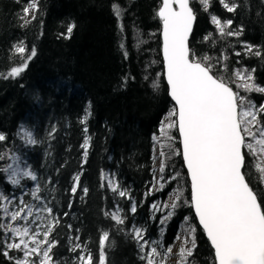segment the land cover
Returning <instances> with one entry per match:
<instances>
[{
	"label": "trees",
	"instance_id": "1",
	"mask_svg": "<svg viewBox=\"0 0 264 264\" xmlns=\"http://www.w3.org/2000/svg\"><path fill=\"white\" fill-rule=\"evenodd\" d=\"M29 2L0 0V134L6 137L0 141V153L22 157L37 175L40 195L59 220L51 234V240L57 242L54 259L59 264H80L78 257L90 252L97 261L99 239L106 231L110 234L106 264H146L140 257L149 249L140 250L133 227L143 229L149 242L174 247L188 218L196 227L190 264H216L214 251L189 206L190 181L181 154L166 160L162 174L149 164L150 152L156 147L160 151L165 143L160 125L174 106L164 80L162 21L157 15L162 0H39L36 18H26L30 22L25 24L20 17ZM190 2L197 17L190 40L192 51L198 58L210 57L215 75L240 96L257 107L264 104V93L246 92L238 87L242 81L234 75L247 69L255 84L264 87V56L244 52L245 45H253L264 53V0H229L238 5L232 13L219 0H211L208 11L199 0ZM114 4L121 10L119 18ZM212 15L232 20L231 30H242L241 35L222 37L211 22ZM73 23L76 27L67 38L66 28ZM205 36L209 38L205 40ZM21 42L26 48L23 56L14 49ZM32 48L36 56L28 61L27 69L18 77L4 78L13 67L22 65ZM237 52L241 55H235ZM154 82L158 88L153 87ZM86 109L91 115L81 123ZM24 123L33 127L37 143L27 144L20 137ZM170 135L175 138L173 147L181 152L177 130ZM85 137H90L86 157L81 147ZM247 159V179L264 201V184L251 166L253 158ZM9 163V158L0 160V169ZM107 173L126 196L112 191ZM76 175L80 181L73 194ZM161 175L163 190L156 186V177ZM84 188L88 189L86 195ZM177 190L181 195L178 206L161 223L168 212L154 210L152 205H163ZM16 191L0 172V192L10 198ZM117 211L124 216L123 224L112 219ZM5 238L0 230V241ZM76 244L81 247L71 251ZM2 250L0 244V264H14L3 257ZM9 254L16 258V252Z\"/></svg>",
	"mask_w": 264,
	"mask_h": 264
},
{
	"label": "snow or ice",
	"instance_id": "2",
	"mask_svg": "<svg viewBox=\"0 0 264 264\" xmlns=\"http://www.w3.org/2000/svg\"><path fill=\"white\" fill-rule=\"evenodd\" d=\"M199 3L205 11H208L211 0H199ZM219 3L229 13L235 12L238 7L229 0H219ZM38 10L39 0H30L23 7V15L20 18L27 24L30 21L26 18ZM113 11L118 18L121 16L118 5H113ZM157 15L162 21L163 28L162 51L168 94L174 101V106L166 120H162L160 125V136L164 138L165 143L160 145L159 155L162 159L159 171L161 174L165 171L166 160L172 155L182 154L191 181L189 206L194 209L199 226L211 243L216 264H264V201L258 198L256 190L247 179L249 174L247 158L251 156L253 158L251 166L258 173L259 182L264 184V119H262L264 104L257 107L246 97L233 91L223 78L215 75L210 57L198 58L192 51L189 37L196 15L190 6V0H162ZM35 18V15H32V19ZM211 22L222 37L241 35L242 30H231L233 22L230 19L222 21L212 15ZM75 27L74 23L67 26V38L71 37ZM121 30H123L122 25ZM208 38L205 36V40ZM120 46L124 47L123 44ZM14 49L22 56L26 52L23 42L14 46ZM244 52L247 55L264 56V53L253 45H245ZM124 55L127 57V52ZM235 55L240 56L241 53L237 52ZM35 56L36 50L32 48L22 65L13 67L4 78L20 76L27 69L28 61ZM234 75L242 81L238 87H242L246 92L264 93V87L255 84L254 77L247 69L237 70ZM153 87L158 88L159 85L154 82ZM85 111L87 114L81 123L91 115L88 109ZM173 129L179 132L182 153L173 147L172 142L175 138L170 135ZM22 131L27 144L37 143L30 131L26 129ZM84 131L87 132V127ZM5 140L6 137L0 134V141ZM153 140L159 142V137L153 136ZM89 141L90 137H85L81 145L85 157ZM6 158L11 159L13 163L7 164L0 169V172L7 175L8 181L13 186L20 187L24 178L37 181V175L27 165L24 168L20 167L19 157L15 155L8 157L7 153H0V160ZM73 179L74 185L71 191L75 194L79 187L80 175H76ZM163 182L164 177L161 175L157 181L160 190L164 188ZM109 184L113 192L118 191V185L112 184L111 181ZM40 192L41 187L37 184L34 190L26 194L41 201ZM83 192L86 195L88 189L84 188ZM118 195L124 197L127 193L118 191ZM18 199L20 206H17V210L9 212V204L12 201L0 192V208L5 217L12 222L27 220L33 215V208L36 207L29 205L23 196ZM172 199L171 205L153 204L152 208L159 211L161 207H170L174 211L181 199L179 190L173 194ZM42 210L50 216L53 213V209L47 204H44ZM131 210L133 213L136 211L135 204ZM173 211H169L161 223L166 222L173 215ZM112 219L117 224L124 223L118 214H112ZM185 223L183 242L175 253L177 257L175 264H190L189 257L196 248V227L188 222V218H185ZM57 224L59 220L53 217L43 231L42 238H38L39 231L29 226L0 223V230H3L8 237L7 240L0 241L3 245V257L14 261V264H36V261L30 259L33 256L39 258L38 264H59L54 259L53 253L57 242L51 240V234ZM8 233L12 235L9 237ZM133 233L140 250L144 252L146 247L149 249L140 257L141 260L146 261V264H168L169 258L173 255L172 246L164 248L160 241L149 242L144 239L143 229L133 227ZM108 239L109 233L104 232L99 239L100 251L97 261L94 262V257L89 252L86 256L78 257L80 264H106L105 246ZM177 239L180 237L178 236ZM80 247L76 244L71 251L75 252ZM12 250L22 252L23 256L21 258L10 256Z\"/></svg>",
	"mask_w": 264,
	"mask_h": 264
},
{
	"label": "rangeland",
	"instance_id": "3",
	"mask_svg": "<svg viewBox=\"0 0 264 264\" xmlns=\"http://www.w3.org/2000/svg\"><path fill=\"white\" fill-rule=\"evenodd\" d=\"M33 93L34 92H30L29 94L32 95ZM22 129H26L28 131H30V130L27 128V126H23L21 128L19 135L23 140H25ZM33 138H34V136H33ZM158 154H159V151H158V148L156 147V150H155L156 157L159 156ZM17 157L20 158L19 162H20L21 168H24L26 165H27V167H29L28 163L22 157H20L18 155H17ZM12 163H13V161H12ZM30 170H31V168H30ZM157 178H158V176H157ZM29 181L32 183L31 185L28 184ZM37 184L40 185L38 179H37V181H32L31 179L24 178L21 180V186L16 187V189H17L16 193L12 197L9 198L12 201L11 204H9V212L17 210V206H20V202H19L18 198L23 196V199L26 202H28L29 205H35L36 206L35 208H33V215L28 217L27 220H19L17 222H12V221H10L9 218L5 217V214H4V222L3 223L4 224L12 223L13 226H29L33 230H38L40 233V236L38 238H42L43 231L47 227L48 223L53 220L54 216L53 215L50 216L47 212L42 210L44 204H47L49 206L46 198H44L42 201L39 202V201L33 199V197L30 194H26V193H30L32 190H34ZM156 186H157V184H156ZM40 187H41V185H40ZM13 197H15L16 199H13ZM171 200H173V199L168 198L167 202H170ZM4 203H7V202H4ZM160 209L163 212L165 208L161 207ZM37 217H39V219ZM183 234H184V230H182L181 235L179 236L180 239H178V242L173 247V255L169 258L168 264H175L176 259H177L175 253L178 251V249L182 245ZM11 235H12L11 233H8L9 237ZM7 239H8V237L5 238V240H7ZM8 242H12V241L8 240ZM30 246H32V245L30 244ZM188 246L190 247L191 245L189 244ZM45 247H46V245H45ZM12 251L16 252V258H21L23 256L22 252H19L16 250H12ZM30 259L36 261V264H38V262H39L38 257L33 256V257H30Z\"/></svg>",
	"mask_w": 264,
	"mask_h": 264
},
{
	"label": "bare ground",
	"instance_id": "4",
	"mask_svg": "<svg viewBox=\"0 0 264 264\" xmlns=\"http://www.w3.org/2000/svg\"><path fill=\"white\" fill-rule=\"evenodd\" d=\"M36 14V12H34V13H32V14H30L27 18H28V20H31L32 19V15H35ZM23 126H27V128L31 131V133L33 134V132H32V129H33V127H31V124L30 123H24L22 126H21V128L23 127ZM21 130V129H20ZM19 133H20V131H19ZM33 136H34V134H33ZM158 148V147H157ZM156 150V149H155ZM155 150H154V152L152 151V152H150V156H149V164L150 165H152V166H155V167H157L158 169L160 168V163H161V157H160V155L159 156H157L156 157V155H155ZM158 151H159V149H158ZM160 152V151H159ZM181 158H182V154H181ZM182 162H183V159H182ZM183 166H184V163H183ZM184 169H185V167H184ZM185 171H186V169H185ZM187 172V171H186ZM158 174H159V172H158ZM188 175V174H187ZM106 176L108 177V183H109V181L111 180V178H110V175L107 173L106 174ZM157 178V177H156ZM159 180V177L156 179V184H157V181ZM114 181H115V185H118L117 184V180H115L114 179ZM32 184V183H31ZM30 184V185H31ZM190 192H191V190H190ZM39 195H40V193H39ZM41 196V195H40ZM169 197H171V199H172V196H173V192H171V194L170 195H168ZM41 201L44 199V197H42L41 196ZM167 198V197H166ZM172 202H173V200H171ZM40 202V201H39ZM143 200H142V204H141V206L143 205ZM119 207L117 206V209H118ZM166 212H168V211H166ZM115 214H118L123 220H124V216H122L121 215V213L119 212V211H117V213H115ZM125 227V226H124ZM104 232H106V231H104ZM104 232H102V234L104 233ZM101 234V235H102ZM109 236H110V234H109ZM178 242V241H177ZM107 244V243H106Z\"/></svg>",
	"mask_w": 264,
	"mask_h": 264
},
{
	"label": "water",
	"instance_id": "5",
	"mask_svg": "<svg viewBox=\"0 0 264 264\" xmlns=\"http://www.w3.org/2000/svg\"><path fill=\"white\" fill-rule=\"evenodd\" d=\"M190 6H191V2H190ZM192 7V6H191ZM193 8V7H192ZM193 11H194V9H193ZM194 13H195V11H194ZM196 15V14H195ZM196 21H197V17H196V20L194 21V24H193V29H192V33H191V35H190V37H189V46H190V40H191V38H192V34H193V32H194V28H195V25H196ZM162 30H163V28H162ZM162 30H161V42H162V49H163V36H162ZM162 58H163V51H162ZM164 64V63H163ZM164 80H165V83H166V85H167V81H166V77H165V68H164ZM167 87H168V85H167ZM233 91H234V89H233ZM170 97V96H169ZM170 99H171V97H170ZM171 101H172V99H171ZM173 102V104H174V101H172ZM177 133H178V136H179V132H178V130H177ZM179 140H180V137H179ZM180 148H181V153H182V146H181V144H180ZM183 159V158H182ZM184 167H185V169H186V171H187V168H186V166L184 165ZM187 174H188V172H187ZM188 178H189V181H190V177H189V175H188ZM190 190H191V181H190ZM193 210V213H194V216H195V212H194V209H192ZM196 218V217H195ZM196 221H197V223H198V226H199V221H198V219L196 218ZM200 227V226H199ZM201 228V227H200ZM202 229V228H201ZM203 230V229H202ZM205 234V233H204ZM205 237H206V239L208 240V238H207V236H206V234H205ZM209 241V240H208ZM209 243H210V241H209ZM210 245H211V243H210ZM212 247V246H211ZM213 249V248H212ZM214 251V250H213Z\"/></svg>",
	"mask_w": 264,
	"mask_h": 264
}]
</instances>
